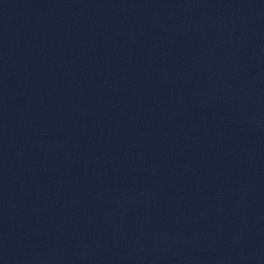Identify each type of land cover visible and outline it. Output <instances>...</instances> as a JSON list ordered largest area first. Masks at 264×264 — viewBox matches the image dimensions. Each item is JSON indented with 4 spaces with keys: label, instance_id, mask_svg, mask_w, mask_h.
<instances>
[{
    "label": "water",
    "instance_id": "water-1",
    "mask_svg": "<svg viewBox=\"0 0 264 264\" xmlns=\"http://www.w3.org/2000/svg\"><path fill=\"white\" fill-rule=\"evenodd\" d=\"M0 264H264V19L146 96L0 156Z\"/></svg>",
    "mask_w": 264,
    "mask_h": 264
}]
</instances>
